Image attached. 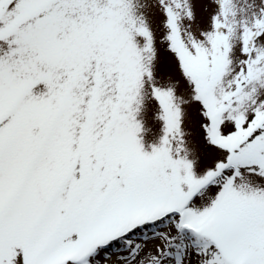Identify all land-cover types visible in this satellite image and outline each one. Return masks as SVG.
Listing matches in <instances>:
<instances>
[{
	"label": "snow or ice",
	"instance_id": "1",
	"mask_svg": "<svg viewBox=\"0 0 264 264\" xmlns=\"http://www.w3.org/2000/svg\"><path fill=\"white\" fill-rule=\"evenodd\" d=\"M0 264H264V0H0Z\"/></svg>",
	"mask_w": 264,
	"mask_h": 264
}]
</instances>
